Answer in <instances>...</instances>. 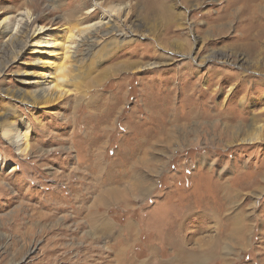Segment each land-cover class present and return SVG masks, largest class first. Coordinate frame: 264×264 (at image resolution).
<instances>
[{
	"label": "rangeland",
	"instance_id": "1",
	"mask_svg": "<svg viewBox=\"0 0 264 264\" xmlns=\"http://www.w3.org/2000/svg\"><path fill=\"white\" fill-rule=\"evenodd\" d=\"M148 1H115L135 37L82 64L90 70L72 84L70 72L58 104L10 98L32 92L18 75L39 72L26 65L31 48L1 72L0 113L26 118L32 146L17 156L0 136V264H264V129L240 141L264 128V0H160L186 15L168 25L145 17ZM96 2L107 6L34 0L31 9L57 39L73 26L66 12ZM8 58L0 46V66ZM106 219L109 234L98 230Z\"/></svg>",
	"mask_w": 264,
	"mask_h": 264
},
{
	"label": "bare ground",
	"instance_id": "2",
	"mask_svg": "<svg viewBox=\"0 0 264 264\" xmlns=\"http://www.w3.org/2000/svg\"><path fill=\"white\" fill-rule=\"evenodd\" d=\"M115 1L119 0H107V2H105L107 6L103 9L102 6L104 5L100 2L94 3L92 8L86 9L84 12L79 8L70 9L64 14L65 17H63V19L66 23H70L73 26L61 29V33L57 39L51 38V31L54 30L53 28L49 26L45 28V26L39 25V14H36L31 9L34 0H27L17 9L7 8L3 11L2 8H0V14H4V17L0 19V46L2 53H5V56L9 57V60L0 66V74L10 63L18 62L20 58L26 54L28 48H31L28 54H32L33 56L31 57L34 58V60L32 63H27L26 65L35 67L39 70L38 74L34 77H31V74L28 73L18 74L23 75L22 78H19V82L23 85L31 86L32 92L27 94L24 87H19L13 94L11 93L10 98L24 100L25 103L35 108L58 104L68 95L66 81L67 78H69L68 74L70 72L74 73L73 77L69 78V82L72 84L77 81L78 76L83 72L90 70L89 67L91 65L83 69L84 67L82 64L93 59L97 60V57H99L98 60L102 61L105 58L102 54L105 52V49L115 51L117 48H121L129 44V42H132L129 40L135 37V32L132 27L126 25V14H124V10L127 8V5L120 6ZM192 1L195 2L193 7H199L202 4L200 0H191V2ZM100 4V19L96 21V23L90 24ZM241 8L242 10H247L248 7L242 5ZM153 15L156 16L155 18L157 20L158 18L159 20L163 19L164 24L167 25L174 22L175 18L186 19L184 12L179 13L174 7L171 9L170 5L162 3L160 0H149L147 3L145 17H151ZM212 20L215 22V24H212L213 31H215L217 30V17ZM168 45H170L169 42ZM25 50L26 52L23 53ZM216 57H219L218 52H212L208 57L205 56L199 60L198 64L201 65V63H205L207 60L216 59ZM53 59L59 62L54 64ZM241 60H243V58H241ZM92 62L95 61H91V63ZM71 63L73 64L71 65ZM157 66L159 65L149 63L147 69L157 68ZM120 67H122L121 71H128L131 73L143 69V67H139L137 64L132 63H127L125 66H123L122 63ZM114 72H116V70H114ZM104 74L105 72L98 74V81L106 77ZM3 91L6 93L5 95L8 94L6 90ZM190 110L194 112L193 109ZM195 114L196 113H194L193 116ZM16 117L17 116L13 113H7V110L3 109V112L0 113V136L7 141L17 156H24L30 153L32 146L30 145V125L26 118L19 116L16 120ZM263 129L264 128L257 126L255 133L248 136L246 139H240V141L252 144L263 139L261 134ZM2 159L0 153V163ZM223 192H225V188H223ZM112 194V191L107 192L109 196ZM224 194H226V192ZM97 223H101V225L98 226L99 231L102 230L107 234L112 231V226L108 222V219L97 220ZM95 227L96 226H94V228Z\"/></svg>",
	"mask_w": 264,
	"mask_h": 264
}]
</instances>
